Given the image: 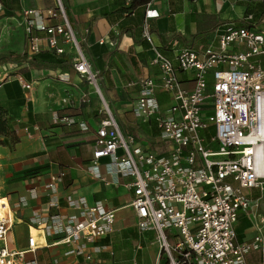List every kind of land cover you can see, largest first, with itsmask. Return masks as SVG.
Returning <instances> with one entry per match:
<instances>
[{"label":"built area","instance_id":"built-area-1","mask_svg":"<svg viewBox=\"0 0 264 264\" xmlns=\"http://www.w3.org/2000/svg\"><path fill=\"white\" fill-rule=\"evenodd\" d=\"M55 1L54 8L21 11L29 52L47 50L67 57L100 98L103 106L90 170L101 177L99 160L108 157L117 174L131 178L129 205L137 231L153 232L159 246L153 264H255L254 253L262 255L259 264H264V220H256L264 197V31L229 24L217 47L183 46L168 56L155 42L150 24L161 13L153 0L145 2L141 36L151 45L150 65L159 74L134 82L139 89L132 109L142 123H155L164 148L158 152L123 132L105 103L101 72L93 69L62 0ZM137 1L141 0H122L126 7ZM180 72L192 78L191 88L183 85ZM21 85L32 88L22 78ZM158 91L167 93L170 102L161 103ZM88 97L83 94V99ZM54 186L53 181L47 185ZM70 203L81 211L80 221L53 215L38 216L34 223L45 235L59 236L54 245H71L66 255L90 260L101 248L90 253L85 249L114 232L116 211L101 201L89 206L84 198ZM241 213L253 219L256 234L247 240L236 230ZM11 227L8 215L0 217V264H61L58 259L26 260L27 253L38 248L36 239L29 236L27 250L12 249Z\"/></svg>","mask_w":264,"mask_h":264},{"label":"crops","instance_id":"crops-1","mask_svg":"<svg viewBox=\"0 0 264 264\" xmlns=\"http://www.w3.org/2000/svg\"><path fill=\"white\" fill-rule=\"evenodd\" d=\"M11 1L13 12L18 15L27 7L48 9L56 5L55 0ZM65 3L92 67L94 64L95 70L101 72V80H105L103 97L123 122V132L134 134L141 143L162 152L155 123H142L132 109L139 89L134 82L159 74L150 65L151 45L141 36L145 6H137L134 15L121 19L117 10L122 7V0H65ZM153 5L161 13L150 21L154 39L168 56L183 46L199 50L207 45L217 47L229 24L252 25L264 31V0H153ZM64 46L67 51L71 49L70 45ZM11 65L12 74L0 83V106L8 112L18 135L16 143L3 137L0 144V203L12 224L9 247L27 250L32 235L38 248L34 253L28 252L26 260L115 264L113 247L117 238L122 233L138 231L129 205L132 189L127 184L131 178L117 174L108 157L99 160L101 177L90 170L103 106L100 98L72 67L42 70L32 69L26 63ZM67 76L69 80L64 79ZM179 76L185 87H192L190 76L183 72ZM21 78L31 82L32 88L24 89ZM85 93L89 94L88 100L83 99ZM158 98L163 104L170 102L169 95L162 91H158ZM96 100L99 104L94 103ZM57 115L67 117L68 121H59ZM52 181L54 189L47 187ZM79 198H84L89 206L101 201L107 209L116 211L115 231L85 249L90 253L95 247L101 248L100 252H93L90 260L84 255H66L72 246L54 245L59 236L45 235L34 223L38 216L53 215L80 221L81 211L70 203ZM238 220L242 223L236 226L237 233L240 227L246 231L243 235L238 233L239 238L247 240L246 234L254 231L250 215L241 213ZM145 234H152L155 239L153 232L141 235ZM255 254L252 256L257 258Z\"/></svg>","mask_w":264,"mask_h":264},{"label":"rangeland","instance_id":"rangeland-1","mask_svg":"<svg viewBox=\"0 0 264 264\" xmlns=\"http://www.w3.org/2000/svg\"><path fill=\"white\" fill-rule=\"evenodd\" d=\"M62 2L67 10L65 0H62ZM21 21L22 20L20 15H18L16 12H7L6 8H4L0 3V54L11 51L15 53H29V42L26 34L24 33V28L23 25H21ZM12 69V65L11 67H9L8 64L0 65V82H3L5 80L4 77L6 73H8L9 76L12 74ZM93 69H96V66L94 64ZM104 84L105 80H100L99 85L102 89V93L104 90ZM104 99L105 103L109 106L114 116L120 122V118L117 116L116 111H114V109L112 108V104L107 101L106 98ZM98 102L99 101L97 100L94 101V103L96 104H99ZM122 123L123 122H120V125L122 127V130L124 131ZM251 220L253 221L252 217ZM256 220H264V197L262 199V203L260 204ZM256 220H254V222ZM241 223L242 220H238L236 226L238 227ZM115 229L116 225L114 224V231ZM245 232L246 231L242 227L239 228V235H243L245 234ZM127 233L128 234L122 233L120 237L117 238V241L115 243L117 246L113 247V259L115 261V264H132L135 260H137L140 264L154 263L156 255L159 251V246L152 234H145L144 237L136 231ZM255 234V231L248 232L246 234V239L252 238ZM113 236L118 237L119 235L115 236V234H113ZM138 245H141L142 247L140 250L137 249ZM255 255L257 256V258L253 257L254 263L259 264L260 262H262V255L260 253H257Z\"/></svg>","mask_w":264,"mask_h":264},{"label":"trees","instance_id":"trees-1","mask_svg":"<svg viewBox=\"0 0 264 264\" xmlns=\"http://www.w3.org/2000/svg\"><path fill=\"white\" fill-rule=\"evenodd\" d=\"M147 0H141L135 2L132 6L126 7L123 5L117 11L118 18L125 19L132 14H135L136 8L139 5H145ZM0 3L6 8L9 13H13L12 1L11 0H0ZM252 26V25H248ZM41 36L43 34H40ZM10 63L23 64L26 63L32 69H57L61 68L63 70L70 69L72 64L68 58L63 56H57L50 51L43 50L38 53H33L31 55L26 53H15L7 52L0 54V65ZM18 135L11 124V117L8 115V112L0 106V144L3 143L2 137H9L14 143L18 141ZM117 246L116 244L114 245ZM139 256V255H138ZM140 259V258H139Z\"/></svg>","mask_w":264,"mask_h":264},{"label":"bare ground","instance_id":"bare-ground-1","mask_svg":"<svg viewBox=\"0 0 264 264\" xmlns=\"http://www.w3.org/2000/svg\"><path fill=\"white\" fill-rule=\"evenodd\" d=\"M7 214L4 213L2 207H1V203H0V217L4 218Z\"/></svg>","mask_w":264,"mask_h":264}]
</instances>
